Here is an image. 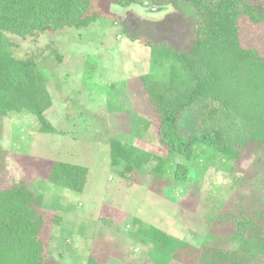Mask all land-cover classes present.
I'll list each match as a JSON object with an SVG mask.
<instances>
[{"label":"trees","instance_id":"obj_1","mask_svg":"<svg viewBox=\"0 0 264 264\" xmlns=\"http://www.w3.org/2000/svg\"><path fill=\"white\" fill-rule=\"evenodd\" d=\"M149 6L166 7L183 2L194 11L195 32L189 43L177 49L151 39V72L133 77L143 90L131 96L134 108L149 118L159 142L168 148L166 157L155 155L117 138L110 141L111 165L122 167L119 175L130 182L146 176L147 188L165 195L166 187L187 185L192 165H172L169 155L179 153L194 163L196 147L213 150V158L240 166L251 155L255 166L264 160V52L245 46L242 19L264 24V0H146ZM144 0H0V116L29 112L38 121L40 133H56L46 117L53 106L49 77L37 60L18 58L10 34L21 38L63 29L81 30L101 15L115 16L112 6L122 8ZM131 41L142 40L130 35ZM143 41V40H142ZM59 60L61 55L57 54ZM130 80L125 82L131 93ZM134 91V88L132 87ZM193 107L198 127L188 138L180 134L182 112ZM22 171L11 186L0 187V264H64L50 256L46 230L60 225L63 217L44 208V194L30 182L33 171L47 169L46 183L83 192L89 168L67 161L20 155ZM7 154L0 148V172ZM49 164V165H47ZM34 169V170H33ZM158 183V186L155 184ZM169 191V189H168ZM263 201V200H262ZM102 218H109L103 214ZM101 218V219H102ZM204 241L196 246L162 229L135 219L133 239L151 247L154 264H264V201L256 208L224 209L209 220ZM95 245L98 237H93ZM93 251V249H91ZM90 251L85 264H110Z\"/></svg>","mask_w":264,"mask_h":264},{"label":"rangeland","instance_id":"obj_2","mask_svg":"<svg viewBox=\"0 0 264 264\" xmlns=\"http://www.w3.org/2000/svg\"><path fill=\"white\" fill-rule=\"evenodd\" d=\"M149 5L144 0L125 8L112 6L109 12L114 17L101 15L81 30L67 28L25 39L9 35L15 56L34 57L49 77L54 104L46 117L57 132L40 133L36 117L29 112L0 116V148L7 154L0 187L11 186L13 173L22 171L16 161H22L23 154L33 161L61 160L89 168L83 192L46 183L49 166L38 174L33 169L32 176L38 178L30 182L44 194V208L63 217L45 236L50 256L64 264H85L91 249L110 264H154L151 247L133 239L135 219L200 246L217 212L256 208L264 201V160L255 166L254 155L234 168L221 155L213 158L212 149L201 153V147H196L194 163L173 152L170 164L184 161L193 167L189 183H174L171 189L166 187L165 195L147 188L146 176H142L145 185L130 182L119 175L122 167L111 165L112 138L158 156L168 155L156 127L131 102V96L143 95L140 83L131 80L151 72L145 40L166 41L177 49L189 43L195 32L194 11L183 2ZM241 26L244 45L258 46L264 52V24L251 25L242 19ZM129 34L143 41H131ZM128 80L131 93L125 87ZM178 126L185 138L196 132L193 107L182 112ZM103 214L109 218H102ZM170 264L185 263L174 260Z\"/></svg>","mask_w":264,"mask_h":264}]
</instances>
